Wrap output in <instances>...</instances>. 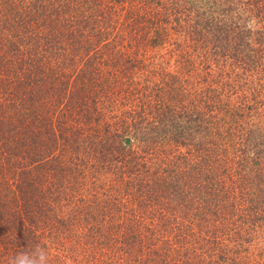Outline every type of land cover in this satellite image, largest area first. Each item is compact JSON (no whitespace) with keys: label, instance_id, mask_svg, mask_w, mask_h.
<instances>
[{"label":"trees","instance_id":"obj_1","mask_svg":"<svg viewBox=\"0 0 264 264\" xmlns=\"http://www.w3.org/2000/svg\"><path fill=\"white\" fill-rule=\"evenodd\" d=\"M257 238L264 0H0V264H264Z\"/></svg>","mask_w":264,"mask_h":264},{"label":"rangeland","instance_id":"obj_2","mask_svg":"<svg viewBox=\"0 0 264 264\" xmlns=\"http://www.w3.org/2000/svg\"><path fill=\"white\" fill-rule=\"evenodd\" d=\"M202 222H200V225H201ZM252 247L250 248V252L251 254H255L253 250L256 251V253H261L263 252V248H264V240L260 239V238H257L255 241H253L251 244H250ZM189 247V246H188ZM246 247H249L248 245H246Z\"/></svg>","mask_w":264,"mask_h":264}]
</instances>
